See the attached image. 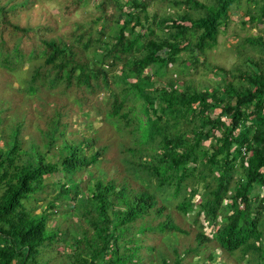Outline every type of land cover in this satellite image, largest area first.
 Returning a JSON list of instances; mask_svg holds the SVG:
<instances>
[{"label": "trees", "instance_id": "obj_1", "mask_svg": "<svg viewBox=\"0 0 264 264\" xmlns=\"http://www.w3.org/2000/svg\"><path fill=\"white\" fill-rule=\"evenodd\" d=\"M56 1L66 18L89 15L51 33L35 0H0V65L17 81L0 74V264H52L43 251L56 246L66 249L56 264H264V0H247L260 32L233 44L231 67L210 65L218 80L201 86L179 85L168 64L185 48L184 66L196 68L193 53L207 62L240 0H179L173 13L153 0ZM54 87L75 100L43 90ZM22 95L44 115L37 134L24 116L1 125ZM75 104L120 131L118 147L105 142L104 123L76 132ZM44 174L54 176L47 209L72 198L74 227L48 230L47 210L25 203Z\"/></svg>", "mask_w": 264, "mask_h": 264}, {"label": "rangeland", "instance_id": "obj_2", "mask_svg": "<svg viewBox=\"0 0 264 264\" xmlns=\"http://www.w3.org/2000/svg\"><path fill=\"white\" fill-rule=\"evenodd\" d=\"M179 0H153L151 1V8H155L157 12H169L173 13L175 9H183V5L179 4L177 2ZM202 2H209L210 0H199ZM60 1L56 0H35V5L34 10L36 13V16L40 12H43L44 14L48 15L50 19H53V26L54 29L51 31V33L54 32H61L62 34L65 33V30L69 28L68 26V20L70 18H86L87 15H89L88 11H85L84 9H77L74 11L71 15L70 18H66L65 16L61 15V13L58 12L57 7L59 6ZM88 7H91V4L87 5ZM185 8V7H184ZM248 8H254V4L252 2H249L247 0H240L239 4L236 7H233L229 11V21L227 25L218 32L217 38H216V43L206 50L207 54V62H201L202 60V55H199L197 53L195 54V57H197V65L196 68L193 69L189 64L184 66V63L182 62V59L180 57H184L185 55H188L189 50L182 49L181 53L178 57L179 61L172 62L169 65V71L171 72V77L174 79L175 82H177L179 85L183 84H193L194 86H201L202 84L205 85H213L215 84L216 80H218V70L216 68H212L210 65L216 67V66H221L223 68H228L231 67V65L236 62H238L239 58V53L236 52L233 44H237L241 38L245 35L248 34H255L257 32H260L259 28L262 27V24H255L252 22H249L247 20V9ZM91 9V8H90ZM256 9V8H254ZM9 18L12 21H23V16L22 13H14V14H9ZM244 19V23H241V21ZM248 45V44H247ZM186 63H188V60H186ZM24 65V64H23ZM15 68H19V66H16ZM12 70L11 72L13 73L12 75L14 77H21L23 73H26L28 71V67L26 68H21V69H15ZM14 71V72H13ZM0 74L1 75H7V80L12 82L13 79L10 77V72L8 69L0 65ZM226 78H229V75L226 76ZM17 85V81H13L11 87H14ZM48 95H51L54 99L58 101H64V100H75V96L70 95L69 93H60V90L58 87L51 88L49 91L48 89H43ZM9 91V90H8ZM48 91V92H47ZM102 93H99V97H102ZM25 95L20 96V100L16 103H13L11 105V109L9 108H4L5 116L3 118V122L5 121H13L14 118L17 117H22L24 116L26 119L24 120L25 125L24 128L28 131H30L32 134H37V126H43V120H44V115L41 114L40 110L41 108H38L37 106L33 107L34 100L30 99L27 100L25 98ZM0 98L2 100L6 99L5 94H0ZM127 103V102H126ZM129 104V103H127ZM74 109L76 107V104L73 105ZM75 109L76 113L77 110ZM80 115L77 113L73 115V118L76 120L74 122V130L76 132H80V129L86 125L89 124L93 127H96L97 125H100L101 123H104L101 127L103 129V126H107L106 132H103L101 134L105 142H109L112 144V146L118 147L117 142L120 138L123 137V134H121L120 131L115 129L113 125L107 124L105 120H97L98 115L96 116H91V112L89 109H82L81 112H79ZM79 119V120H78ZM109 123V122H108ZM104 126V127H105ZM217 131V130H216ZM215 131V132H216ZM23 138H26L28 133L25 131L23 132ZM74 135V134H73ZM39 137V134L37 138ZM209 141L208 138L203 139V143L207 144ZM24 145V144H23ZM112 152L108 150L107 155L111 154ZM114 160H117V156H113L111 161H105L104 165L106 174L109 175V173L112 172L110 163H112ZM104 167V166H103ZM56 174H59L56 172ZM85 175H88L87 172H85ZM83 173V176H85ZM54 178L53 175H47L44 174L41 182L42 186L39 191L36 192L35 194L28 199L25 200V203L27 204L28 208L32 210L33 213H39L43 209H46V213L48 214L47 222L48 225L51 227H46L48 230L54 231L55 228L59 225H74V220L76 218V215H72L75 213V210L68 209L66 204H73L74 200L70 197L67 199L62 200L61 205L59 208L51 207L48 208L47 200L44 199L43 197L45 195H48L49 193H54L55 188L52 187V179ZM223 203L226 202V198L222 200ZM58 202V201H57ZM64 202V203H63ZM63 203V204H62ZM31 206V207H29ZM71 208V207H70ZM51 210H55L54 214L50 216V213L52 212ZM177 219L186 224L188 223L189 219H187L186 216L183 215H176ZM202 216V215H201ZM190 225V224H189ZM73 226V227H74ZM206 231H209V226H206ZM182 238L189 239V235L185 236L183 235ZM187 239V240H188ZM66 249L64 248H57L54 247L52 250H45L43 251L46 257H48L51 261L52 264L59 263V259L63 258V254ZM215 250L218 252L219 249L216 247ZM59 251L61 253H59ZM64 251V252H63ZM218 259L216 257L215 261Z\"/></svg>", "mask_w": 264, "mask_h": 264}]
</instances>
